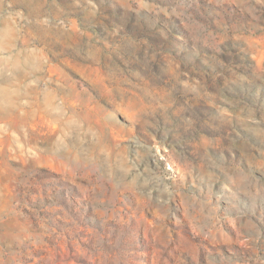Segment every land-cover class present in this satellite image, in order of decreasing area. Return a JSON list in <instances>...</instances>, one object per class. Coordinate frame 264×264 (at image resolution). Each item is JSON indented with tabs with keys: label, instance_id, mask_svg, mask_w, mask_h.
Masks as SVG:
<instances>
[{
	"label": "rangeland",
	"instance_id": "374dc122",
	"mask_svg": "<svg viewBox=\"0 0 264 264\" xmlns=\"http://www.w3.org/2000/svg\"><path fill=\"white\" fill-rule=\"evenodd\" d=\"M0 264H264V0H0Z\"/></svg>",
	"mask_w": 264,
	"mask_h": 264
}]
</instances>
